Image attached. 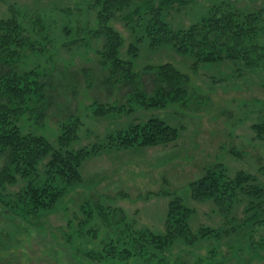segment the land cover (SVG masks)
<instances>
[{
    "label": "trees",
    "instance_id": "16d2710c",
    "mask_svg": "<svg viewBox=\"0 0 264 264\" xmlns=\"http://www.w3.org/2000/svg\"><path fill=\"white\" fill-rule=\"evenodd\" d=\"M194 2L84 0L83 7L56 11L57 15L70 19L63 22L58 33L54 32L58 20L51 14L52 18L10 5V16L0 20V209L3 213L26 225L39 222L57 210L65 195L84 183L82 168L91 158L108 151L167 147L180 138L179 129L159 118L152 117L146 122H137L135 118L130 124L122 125L123 128L107 131L100 139L101 144L75 148L84 125L75 112L59 124L61 135L57 145L42 135L24 132L20 120L26 118L38 127L43 126L51 95H56L57 86L66 89L62 80L58 85L53 83L55 77L60 78L56 59L61 50L89 46L93 40L100 42L96 53L101 65L111 76L122 75L131 91L127 107L117 102L99 103L96 116L108 119L111 116L113 120L132 115L133 101L142 109H162L188 95L189 75L172 64L135 71L133 60L138 58L139 45L145 38L152 49L170 46L177 54L192 57L194 71L200 66L240 59L245 60L250 71L264 69V5L244 14L224 2L211 7L189 27L175 28L170 16L182 13ZM82 12L83 26L78 19L74 21V16L79 17ZM92 12L96 14L93 20ZM116 20L126 24L136 37L127 50L130 61L122 57L124 39L112 24ZM137 33L141 36H136ZM142 75L153 77V96L139 86L137 78ZM67 105L65 109L60 106L59 114L70 113ZM251 129L255 138L264 142V121L253 124ZM258 173L256 176L240 171L231 175L223 164H218L209 167L201 179L190 185L191 199L196 203H212L223 218L224 224L218 229L202 227L193 231L189 221L194 210L172 193L167 194L171 200L161 233L136 227L122 209L87 200L80 207L84 218L78 229L74 228V221L69 223L62 253L69 254L73 264H226L230 256L224 253L217 263L218 247L207 251L206 257L169 254L182 246L197 247L203 241L219 246L223 238L233 235L248 239L250 249L259 255L264 252V166ZM14 187L18 190L11 191ZM241 208L242 217L238 216ZM97 218L100 226L84 231ZM101 228L104 238L99 242ZM84 238L98 241L99 248L82 249L78 241Z\"/></svg>",
    "mask_w": 264,
    "mask_h": 264
},
{
    "label": "rangeland",
    "instance_id": "374dc122",
    "mask_svg": "<svg viewBox=\"0 0 264 264\" xmlns=\"http://www.w3.org/2000/svg\"><path fill=\"white\" fill-rule=\"evenodd\" d=\"M224 2L244 14L264 5V0H195L182 13L173 12L169 21L175 28L189 27L211 7ZM82 3L84 0H0V20L10 16V5L25 8L57 19L54 32L58 33L68 18L57 15L56 11L74 10L77 5L83 7ZM95 17L92 12L90 18ZM77 19L83 26V12L79 17L74 16V21ZM112 24L124 39L122 57L130 61L127 50L136 37L121 21ZM147 41L145 38L139 45L140 54L133 60L135 71L139 73L148 66L172 64L190 77L184 100L168 103L162 109H142L133 101L132 115H123L117 120L111 116L109 119L97 117L99 103L117 102L122 107L129 106L131 91L125 86L122 75L111 76L101 65L96 53L100 42L93 40L89 46L60 51L56 59L60 78L55 77L53 83L58 85L62 80L66 89L57 86L56 95H51L43 126L38 127L26 118L20 120L19 126L24 132L42 135L57 145L61 135L59 124L75 112L84 124L79 131V141L74 145L80 148L101 144L100 139L107 131L123 128L122 125L130 124L135 118L137 122H146L154 117L179 129V140L167 147L108 151L91 158L82 168L84 183L65 195L57 210L39 222L26 225L0 209V264H73L69 254L62 253L66 247L64 234L68 233L70 221H74V228L78 229L84 218L80 207L87 200L122 209L136 227L161 233L171 200L167 194L172 193L194 210L189 221L193 231L202 227L222 228L224 220L212 203H196L191 199L190 185L201 179L209 167L218 164H223L231 175L243 171L258 176V170L264 166V142L255 138L251 126L264 121V69L250 71L245 60L240 59L223 60L194 71L192 57L177 54L170 46L152 49ZM137 79L144 92L153 96V77L142 75ZM65 105L70 113L59 114L58 109L60 106L65 109ZM16 190L18 187L11 189ZM238 216H243L242 208ZM95 226H100L98 218L84 231ZM103 231L101 228L99 242L104 238ZM98 241L84 238L78 241V246L97 249ZM214 247L219 249L217 263L224 253L230 256L226 264H264V252L254 253L248 239L233 235L223 238L219 246L203 241L197 247H179L169 255L206 257L207 251ZM258 256H261L259 260Z\"/></svg>",
    "mask_w": 264,
    "mask_h": 264
}]
</instances>
